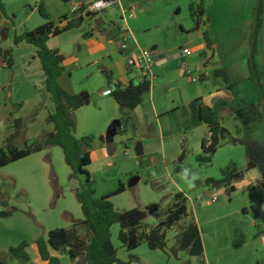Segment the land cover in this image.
Listing matches in <instances>:
<instances>
[{
	"label": "rangeland",
	"instance_id": "rangeland-1",
	"mask_svg": "<svg viewBox=\"0 0 264 264\" xmlns=\"http://www.w3.org/2000/svg\"><path fill=\"white\" fill-rule=\"evenodd\" d=\"M2 1L0 150L6 151V140L17 130L14 145L18 150L43 143L52 132L47 118L54 107L45 90L36 49L25 42L16 44L14 38L46 23L59 26L63 16H67L66 23L78 22L74 19L81 16L80 24L49 38L48 47L62 48L70 58L92 62L86 74L76 72L77 65L71 67L74 89L77 93L87 91L91 103L70 117L75 122V138L93 137L91 162L86 167L93 196L98 199L113 194L121 183L124 192L110 198L117 211L143 210L157 204L158 212L143 222L142 227L148 229L166 217L177 193L187 200V216L167 232L165 251H152L143 241L127 252L117 239L119 226L113 225L111 241L118 260L129 262L133 257L129 264H264V177L260 172L264 170V122L247 128L231 116L218 119L219 145L211 161L205 163L197 157L202 155L201 140L207 131L189 115V105L199 99L213 105L217 117V111L233 107L240 99L237 92L246 91L247 97H254L245 79L249 76L247 59L257 0H118L90 18L82 15V10L72 12L86 7V0ZM191 3H201L204 8L198 29L190 17ZM120 7L127 16L128 32L123 37L128 38L127 46L135 48L134 54L145 49L165 58V63L152 67L150 90L134 110L119 107L110 95L99 94L115 82L109 72L99 71L102 64L97 61L119 63L123 68L126 63L127 54L121 53L118 40L123 26ZM205 31L212 40L211 50L203 39ZM92 32L97 34L89 44L81 45L79 36ZM185 48L190 50L189 56L182 54ZM261 60L264 34L258 62ZM217 68L227 70L235 85L217 77ZM89 75L90 80L86 79ZM219 89L233 100L211 99ZM111 132L114 135L109 137ZM139 143L141 156L135 152ZM251 162L257 165L252 171L247 170ZM232 166L244 174L243 180L221 183L222 171ZM134 178L139 181L132 184ZM84 188L85 177L70 170L58 147L44 148L0 168V211L16 209L10 217L0 218V262L39 264L35 241L46 240L54 229L70 230L83 220L76 192ZM214 197L217 200L211 203ZM189 222H195L200 231L201 257H191L179 247L178 232ZM77 232L88 237L81 227ZM22 242L28 244L29 263L8 254Z\"/></svg>",
	"mask_w": 264,
	"mask_h": 264
},
{
	"label": "trees",
	"instance_id": "trees-1",
	"mask_svg": "<svg viewBox=\"0 0 264 264\" xmlns=\"http://www.w3.org/2000/svg\"><path fill=\"white\" fill-rule=\"evenodd\" d=\"M5 8L0 0V13L4 15ZM190 17L195 23L196 29L201 24V18L204 15V8L201 3L189 5ZM93 14H86V18L93 17ZM67 16L60 18L59 24L66 21ZM80 17L78 22H68L64 26H56L53 23H46L39 26L31 32L23 33L15 37L14 42H25L35 47V57L39 60L41 69L45 77V90L49 95L54 112L48 115L47 122L52 126V132H49L43 143L18 150L14 141L18 136V130L6 140V151L0 150V168L7 166L12 162L19 161L28 157L34 152H40L44 148L58 147L61 149L66 165L74 174L85 177V188L76 192V199L80 205L83 220L78 224H73L70 230L54 229L48 232L46 240L37 239L35 246L42 262L46 264H60V261L50 255L49 249L61 252L67 255L69 261L74 264L76 260L82 258L85 264H129L134 258L130 257L129 262H121L117 258V250L111 241L110 229L113 225L119 226L117 239L127 252L134 251L141 242H146L148 248L152 251H165L166 234L187 216L186 197L177 193L174 196V202L167 210L164 220L154 228L145 231L143 222L159 210L157 204H151L145 209H132L126 212L117 211L110 201L114 195L124 192V186L120 183L115 193L95 198L93 196L92 182L86 170L89 166L90 148L93 137H82L77 139L73 135L75 127L74 120L70 114L91 103V96L87 91L77 94H70L59 84L58 78L63 73L62 64L64 57L57 50H50L47 46L49 38L56 37L69 31L82 22ZM262 34H264V0H257L254 11L252 33L250 39V52L247 59L248 81L251 84L254 97H248L246 103H238V107L233 109L234 117L244 126L249 128L257 123L264 122V60L258 62L261 53ZM203 39L206 47L212 49V40L208 31L203 33ZM217 77H222L225 84L234 86L230 82L229 76L224 70L215 71ZM151 82L144 79L138 84L129 83L126 87L115 85V90L111 97L121 108L134 110L141 103L145 93L150 90ZM240 93L237 92V95ZM249 94L247 93L246 96ZM198 105L199 123L205 124L207 132L201 140L202 155L197 157L198 162L208 163L211 161V154L219 145V133L221 130L220 122L213 112V109L203 104L201 100L194 102ZM20 124L16 123V129ZM255 163H249L247 170L255 169ZM180 172V169H176ZM264 177V170H260ZM223 184L239 182L243 180L244 174L232 166L222 171ZM231 187V191H233ZM16 209L9 212L0 211V218H8ZM84 229L88 237H81L77 229ZM179 247L191 257H201L203 255V243L200 231L195 222H189L182 227L177 235ZM28 244L22 242L15 248H10L8 254L23 263H28L30 257L26 251ZM0 264H5L1 263Z\"/></svg>",
	"mask_w": 264,
	"mask_h": 264
},
{
	"label": "crops",
	"instance_id": "crops-1",
	"mask_svg": "<svg viewBox=\"0 0 264 264\" xmlns=\"http://www.w3.org/2000/svg\"><path fill=\"white\" fill-rule=\"evenodd\" d=\"M89 0H86L85 2H87ZM3 2V1H2ZM80 8V7H79ZM121 8V12L123 13V25L125 24L127 26V16L125 14V10ZM81 17V16H80ZM79 18V17H78ZM130 18V17H128ZM74 20H79V19H74ZM101 23V22H100ZM66 24L65 21H63L61 24H59V26H64ZM94 34H97L96 32H92L91 34H85V35H80L79 36V43L81 45H88L89 42H90V39L94 38ZM103 41H106V38L103 37L102 39ZM47 46H48V42H47ZM50 50H57L63 57H64V62L62 64V67H63V73L59 76L58 78V82L60 84V86L65 90L67 91L68 93L70 94H75L77 93V90L74 89V83H72V68L71 67H75V65H77V70L76 72H80V74H83L85 72L86 74V71L89 70V68H91V64L92 62H83V60H79V59H74V58H70L67 54V50H62V48H59V47H56L54 49H51L50 47H48ZM92 51V50H91ZM135 51V48L132 46V45H128L127 46V49L125 50V52H121L122 54H127V58L132 54L134 53ZM127 58H125V66L124 68L121 66V64L119 63H113V62H110L108 65H106L105 63H102L100 62L99 60L97 61V63H101L102 64V68L99 69V71L101 72H109L112 79L114 80L115 82V85H120L121 87H126L129 83H131L134 79L132 73H129L127 71ZM153 62H154V65L153 66H158V65H161L163 63H165V58H161L159 57L157 54L154 53V56H153ZM82 63V64H81ZM83 65V66H82ZM85 68V69H83ZM218 70H221V69H218L217 68V71ZM247 71V69H246ZM226 74L229 76L230 80L232 81L231 77H230V74L227 72V70L225 71ZM248 72V71H247ZM82 76V75H81ZM203 76H205V74H203ZM91 76L89 75L88 80H90ZM68 80V81H67ZM247 80V79H245ZM246 83V82H245ZM243 83V84H245ZM242 84V85H243ZM85 91V90H83ZM89 91V90H88ZM81 92V91H80ZM244 92V93H243ZM102 93V90H99V94ZM243 93V94H242ZM242 93L239 95L240 96V99L239 101L241 103H246V101L248 100V97L246 96V91H242ZM101 99H103L104 97L101 96L100 97ZM219 99V100H229L231 102V100H233L230 95H227V94H224L221 89L217 90V95L216 96H213L211 99ZM238 100L235 102V104H232L233 107L231 106L230 108H221L220 111H217V118L218 119H222L224 117H227V116H231V117H234L233 115V109H235L236 107H238V103H240ZM243 101V102H242ZM201 102L207 106H209L210 108L213 109V105L209 104L208 102L204 101V100H201ZM243 103V104H244ZM190 107V119L191 120H195L197 119V122L199 123V120H198V105L195 104V103H192L191 105H189ZM234 119H236L234 117ZM237 120V119H236ZM202 124V123H200ZM203 126H205L206 128V131H207V127L205 124H202ZM253 170V169H252ZM250 170V171H252ZM244 178V177H243ZM187 202V200H186ZM187 208V206H186ZM188 212V211H187ZM164 220V219H163ZM162 220V221H163ZM162 221H160L157 225H159ZM156 225V226H157ZM154 226V227H156ZM153 227V228H154ZM149 229L146 228L145 231L147 232ZM118 235V234H117ZM121 245V244H120ZM122 248V247H120ZM34 250L36 252V254L38 255L37 253V249H36V246L34 247ZM136 250V249H135ZM157 251V250H156ZM49 252H50V255L53 256V257H56L59 261H60V264H72L67 255L64 254V253H61V252H56V251H53L51 249H49ZM132 252V251H131ZM38 258H39V255H38ZM40 260V258H39ZM30 262V261H29ZM28 262V263H29ZM39 264H46L45 262H42L40 260V263ZM74 264H85V261L82 259V258H79L78 260H76V262Z\"/></svg>",
	"mask_w": 264,
	"mask_h": 264
},
{
	"label": "built area",
	"instance_id": "built-area-1",
	"mask_svg": "<svg viewBox=\"0 0 264 264\" xmlns=\"http://www.w3.org/2000/svg\"><path fill=\"white\" fill-rule=\"evenodd\" d=\"M118 3V0H92V1H87L86 2V7H80V8H73L72 12L82 10V15L86 16V14H96L102 11H105L109 7L115 5ZM131 17V16H129ZM121 32L118 38L120 40V51L125 52L127 49V40L128 38L123 35H126L128 32L127 26L124 24L120 28ZM183 55L189 56L191 54L190 50L188 48H185L182 52ZM153 56L154 53H151L148 50L145 49H139L137 54L132 53L128 58H127V71L129 73H132L134 79L133 83L138 84L144 79L149 80L152 82V74H151V69L154 65L153 62ZM198 80V78H197ZM115 90V86H110L107 90L102 91V95L104 96H109L111 93ZM216 198L211 199V203L216 202Z\"/></svg>",
	"mask_w": 264,
	"mask_h": 264
},
{
	"label": "water",
	"instance_id": "water-1",
	"mask_svg": "<svg viewBox=\"0 0 264 264\" xmlns=\"http://www.w3.org/2000/svg\"><path fill=\"white\" fill-rule=\"evenodd\" d=\"M61 1L64 2V3H67L69 0H61ZM4 37H6V36H4ZM116 125H117V127H119L120 126V123L117 122ZM112 135H114L113 132H111L108 136L111 137ZM135 152H136V155L137 156L143 155V147H142V144L141 143L137 144V146L135 148ZM138 181H139L138 178H134V179H132V184H135Z\"/></svg>",
	"mask_w": 264,
	"mask_h": 264
},
{
	"label": "clouds",
	"instance_id": "clouds-1",
	"mask_svg": "<svg viewBox=\"0 0 264 264\" xmlns=\"http://www.w3.org/2000/svg\"><path fill=\"white\" fill-rule=\"evenodd\" d=\"M185 175H187V170H185Z\"/></svg>",
	"mask_w": 264,
	"mask_h": 264
}]
</instances>
